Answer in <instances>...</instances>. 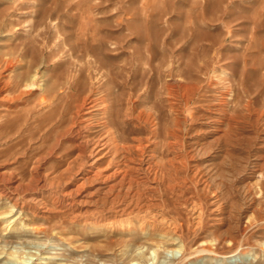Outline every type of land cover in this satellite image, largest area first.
I'll list each match as a JSON object with an SVG mask.
<instances>
[{
	"label": "rangeland",
	"instance_id": "1",
	"mask_svg": "<svg viewBox=\"0 0 264 264\" xmlns=\"http://www.w3.org/2000/svg\"><path fill=\"white\" fill-rule=\"evenodd\" d=\"M114 137L185 160L164 224L67 204ZM0 264H264V0H0Z\"/></svg>",
	"mask_w": 264,
	"mask_h": 264
},
{
	"label": "bare ground",
	"instance_id": "2",
	"mask_svg": "<svg viewBox=\"0 0 264 264\" xmlns=\"http://www.w3.org/2000/svg\"><path fill=\"white\" fill-rule=\"evenodd\" d=\"M88 101H90V99ZM87 106L85 105V107ZM219 106L221 107L220 110L222 112L225 111L224 109H222V106H225L224 99H222L221 103H219ZM79 114L81 113L79 112ZM224 115L222 116L223 119ZM138 119L141 121L140 118ZM233 120H235L233 119V117H227L229 125ZM144 121L147 123L148 118L144 119ZM221 123L222 120L217 121V124ZM79 130L80 129H78V131ZM152 133L157 134V130L153 129ZM171 134L174 136V133ZM104 141L105 142L100 141V139L95 141L88 151L86 147H83V145H79L80 147L78 155L72 162L68 164L64 172L70 173L67 180L68 182L64 183L65 185H69L70 188L67 192L65 191L63 193V196H67L70 198V202H68L67 204L90 207L91 209H87L86 212L94 221L104 220L108 218L107 216H112L114 218L118 216L120 217L123 214L125 216V214L128 212V214L134 215V218L139 219L140 224L142 222V224H144L145 226L151 225L156 228L159 222L165 221V210L166 212H169L170 201L168 200V203L166 199L168 194H173L175 192L176 186L184 183V181L186 180L185 177L181 179V176H183L182 174L186 168L185 160L179 159L181 156H176L173 158L166 157V155H164V153L162 152L160 156L158 155L159 157L157 161H153V157H146V155L143 156L142 154L139 155L140 157L134 158L129 153L131 147H128L127 145L119 147V143H116L117 140L115 137L113 138L114 145L112 147L114 148V152L112 154H109L107 151V153L102 154V150H104L107 146L106 140ZM141 144L142 143H140L139 140V144H137L136 146L134 145V149L140 153H143L144 147H142ZM16 189L17 188H15V190ZM154 196L157 197V202L153 201L152 198ZM39 201L41 202L42 200L39 199ZM175 206L176 205H174V207ZM158 207H161L164 210H162V212L153 213L154 209ZM185 210L187 211V209ZM126 222L128 221L126 220ZM229 241L231 242L235 240L233 237H231ZM230 249L232 250V248Z\"/></svg>",
	"mask_w": 264,
	"mask_h": 264
}]
</instances>
